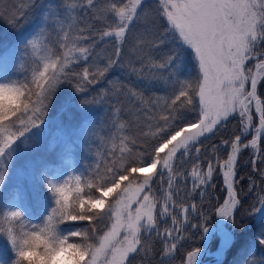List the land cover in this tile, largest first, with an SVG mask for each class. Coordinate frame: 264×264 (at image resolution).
I'll list each match as a JSON object with an SVG mask.
<instances>
[{
    "label": "snow or ice",
    "instance_id": "obj_1",
    "mask_svg": "<svg viewBox=\"0 0 264 264\" xmlns=\"http://www.w3.org/2000/svg\"><path fill=\"white\" fill-rule=\"evenodd\" d=\"M99 0H85L86 6L94 10L95 19L104 22L105 26L97 30L100 41H112L114 52L107 58L103 66H84L82 71L74 72L72 65L81 61H88L92 55L95 40L92 33L84 28L73 30L74 21L71 12L77 7L74 3H66L65 18L62 20L55 9L46 14L56 18L57 26L63 33L61 47L65 50L59 57L43 55L42 70L37 68L32 74L31 84L17 86L12 83L10 87L23 97L21 106L14 112L6 115L0 114V161L8 154L17 139L24 136L32 128L39 127L41 116L44 114L47 101L62 82L75 83V90L82 92L87 84L98 82L100 79L120 63L123 45L134 22L148 23L151 20L163 18L166 23L158 34L153 28L137 38L132 51L141 62V67L132 66V72L142 73L144 68L168 69L172 76H176L179 67L178 52L168 54L165 59L156 64L146 54L152 48H158L165 43L170 35L177 43V47L186 48L193 54L198 66V75L194 80L176 77L172 84L171 95L160 105L159 101L153 104V109L159 107L160 111L155 117L156 127L145 135H150L159 140L153 149L151 159L143 157L138 161H131L125 167L124 163L113 161L111 166L104 169V173L97 172L101 181L92 179L87 183L88 189H95L99 196L89 195L84 199L79 195L83 189L80 187L81 178L75 177L77 193L69 200L71 188L68 181L60 185L50 184L55 196V207L47 217L43 226L38 230L20 231L17 224H22V214L17 211L4 214V223L7 227H0V234L6 236L11 243L16 257L27 254V246L39 240L45 232L57 230L60 224L87 221V231H74L72 237H78L82 242L67 243V238L59 241L61 246L76 250L79 254V264H131L129 257L137 253L142 247V232L151 233L157 228L155 210L156 199L145 193L151 191V173L155 172L157 165L168 170L169 188L172 187L174 177L173 160L176 153L183 148L182 156L191 152L190 145L197 144L199 138L206 133H212L217 126H223L233 114H238L242 125V135H247L248 130L254 127L255 135L244 148L251 147L260 151L258 141L264 136V101L257 96V85L264 79V50L259 45L264 42V0H156L155 6L146 5V0H107L97 6ZM114 17V19H109ZM43 31V29L41 30ZM78 41H92L84 45ZM33 53L41 49V41L34 38L29 42ZM50 50L45 49V52ZM260 57V59H257ZM256 61L253 67H246L248 61ZM148 61V63H145ZM131 63V62H130ZM0 87H9L2 85ZM117 92L121 91L117 87ZM129 98L142 100V94L128 88ZM34 98V99H33ZM194 98H198V116L195 121L175 123L184 119L183 111H196ZM179 102V103H178ZM253 108L259 117V126L253 125ZM22 112L23 115H17ZM10 117H16L21 127L15 133L9 131L15 121L6 124ZM162 122V123H161ZM123 128L124 125H119ZM241 135H236L230 143L231 153L221 165L224 182L227 185L228 200L218 208L220 217L231 219L233 211L239 203L233 190L231 177L234 175V164L237 154L241 151ZM130 141L121 138L119 145L120 160L125 159V154H131L128 147ZM172 145V147H169ZM115 149V144L113 145ZM168 149L167 154L161 153ZM195 152L200 153V147H195ZM118 163V166H117ZM199 165L192 171V176L199 180L201 185L206 183L204 175L198 171ZM147 175L140 181L133 173ZM212 166L209 165L207 177L212 176ZM163 173H161L162 175ZM0 183H3V174H0ZM113 197L111 200L106 198ZM171 194H165L163 208L160 216L169 215V202ZM133 205H136L133 208ZM264 206V197L261 198ZM194 207V206H193ZM183 211L187 213L188 208ZM106 221L101 231L98 225ZM173 219V223H175ZM207 232V228H203ZM166 235L167 232H166ZM92 240L93 242H89ZM264 243V241H262ZM47 245L45 251L37 255L45 258L48 255ZM176 248L172 243L165 254ZM199 250L187 254V264H196ZM14 264H20L16 259Z\"/></svg>",
    "mask_w": 264,
    "mask_h": 264
},
{
    "label": "trees",
    "instance_id": "obj_2",
    "mask_svg": "<svg viewBox=\"0 0 264 264\" xmlns=\"http://www.w3.org/2000/svg\"><path fill=\"white\" fill-rule=\"evenodd\" d=\"M41 1L0 0V49L3 43H7L21 31L27 16ZM57 1L63 10H65L64 5L66 3L77 5L71 12L72 17H74V21H71L74 27L70 36L74 35L77 29L84 28L91 31L95 40L89 60L72 65V70L80 72L84 66L89 65L103 67L107 63V58L112 56L114 52L112 41L105 42L97 38V30L105 26L104 22L95 19L93 9L83 6L85 0ZM105 2L107 0H99L97 6L99 7ZM155 2L156 0H146V5L154 7ZM109 19H114V17H109ZM165 23L166 21L162 17L158 21L151 20L148 23L134 22L126 36L120 63H117L105 77L98 82L87 84L82 92L75 90V83L62 82L57 86L53 95L45 101V111L50 108L47 104L67 106L76 101L86 104L89 103L88 101L99 98H102L99 101L107 102L105 126L110 127L109 129L115 133L114 144L116 147L110 151H101L96 167H86V173L81 179V184L87 195L96 196L98 193L94 188H87L86 185L90 180L96 179L97 182L103 183L110 182L108 180L101 181L96 174L97 172L103 174L104 169L111 166L114 160L124 163L127 167L129 162L138 161L141 157L144 160L151 158V155L145 154H151L159 141L150 135H145L150 131V128L154 130L156 127L155 117L160 108L153 109V104L159 101L162 105L164 100L171 95V82L175 80L177 74L183 73L188 80H194L198 75L196 72L198 66L191 51L186 48L178 49L176 41L170 35L162 46L152 48L150 52L147 49L145 51L150 56L151 61L156 64L161 63L168 54L178 52L179 67L176 69V76H172L168 69L144 68L140 74L132 72V66L141 67L139 57L132 51L137 38L149 28H153L159 34ZM49 35L48 43L52 46L55 56H61L62 51L65 50L61 47L62 38L59 39L54 32H50ZM77 43L87 45L92 41H78ZM259 48L264 50V42L259 45ZM19 80L24 84H31L32 81L23 74ZM117 87L121 88L120 92L116 91ZM128 88L141 93L144 102L141 103L140 100L129 98ZM257 94L264 101V79H261L257 85ZM194 106L196 111H183L184 119L175 123H187L196 120L198 116L196 98H194ZM121 124L124 125L123 128L119 127ZM240 131V118L237 114H233L227 121L223 122V126H217V129L212 133L201 136L196 145H190L192 149L190 154L182 156L184 149L181 148L172 162L174 177L171 189L168 183V170L163 169L159 164L157 165L155 172L151 173V191L145 189V193H141V195L149 194L156 199L157 228L151 233H141L142 247L138 249L137 253L130 255L131 264H183L189 252L203 246V228L209 227L215 221V210L222 201L224 194L219 170L220 164L227 157L230 148V143L226 144L225 141L231 142L236 135L240 134ZM122 137H126L130 141L128 147L132 149V152L125 154V159L121 161L119 159V145ZM258 145L260 151L256 153L254 160H252L254 153L250 151L249 147H242L238 153L235 162V188L239 203L231 221L233 236L226 246L222 260L212 261L208 264H245L247 256L243 258L244 252L253 242L256 247L250 262L255 264L257 259L264 257V244H260L254 237L260 230L258 225L264 221V215L260 216L258 221H253L247 219L244 212L250 192L257 186L264 184V136H261ZM197 146L200 147L199 154L195 152ZM197 165H199L198 171L206 179L204 185H201L199 180L192 176V171ZM209 165L212 166L213 170L210 178L207 177ZM161 173L163 174L161 175ZM132 175L139 180L143 179L141 173H133ZM9 192L11 190L6 189L5 194ZM165 194L172 195V201L169 202L168 207L169 215L160 216ZM184 208H188L189 211L185 213ZM173 219H175V223H173ZM98 227L102 231L103 224L100 223ZM217 242L218 237L214 234L210 239L209 248H214ZM172 243L176 244V248L171 249L170 253L166 255L165 253L168 252L167 250L170 249Z\"/></svg>",
    "mask_w": 264,
    "mask_h": 264
},
{
    "label": "rangeland",
    "instance_id": "obj_3",
    "mask_svg": "<svg viewBox=\"0 0 264 264\" xmlns=\"http://www.w3.org/2000/svg\"><path fill=\"white\" fill-rule=\"evenodd\" d=\"M53 8L63 20L65 10L59 6L57 0H42L27 16L26 23L21 31L9 42L2 44L0 49V84L16 83L17 86L23 85L24 83L19 80L20 74L26 75L32 80L33 72L37 68L42 70L43 61L41 56L52 55L56 57L52 46L48 43L50 36L48 33L53 30L59 39L63 37V33L59 30L55 17L49 16L45 19L46 14ZM42 29L43 31H41ZM34 38H39L41 41V49L36 53H33L29 46V42ZM45 49L50 51L45 52ZM257 59H260V57H257ZM255 63L256 61L250 60L246 67H253ZM196 72L198 74V71ZM176 77L186 79L183 73L177 74ZM257 96L259 97L258 94ZM196 99L198 101V98ZM99 100H102V98L88 101L89 103L86 104L80 101L67 106L47 104L50 108L47 111L44 110L39 127L32 128L12 145L8 154L0 161V174H3L4 177L3 183L0 184V227H7V224L4 223V214L17 210L23 218L22 224L16 225L18 232L38 230V227L43 226L47 217L51 214V210L55 207V196L49 186L50 184L60 185L64 181H68L71 188L69 193L70 202L77 195L75 192V177L79 176L82 179L87 166L96 167L99 163L100 152L110 151L115 142V133L109 129L110 127L105 126L107 102ZM17 115H23V113L18 112ZM13 121L16 123L9 131L15 133L17 128L21 127L16 117H10L9 121L5 123L10 124ZM253 125L255 127L259 126V117L256 115L254 108ZM239 135H241L242 148L255 135L254 127L248 130L247 135H242L241 125ZM169 147H172V145H169ZM249 148L254 153L252 157V160H254L257 151L251 147ZM167 151L168 149H165L160 154L161 157L165 156ZM230 153L231 147L221 165L227 160ZM223 170L224 168L220 167L221 185L224 186ZM141 174L144 178L148 174V170ZM231 180L235 188V166ZM223 186L224 194L218 207L223 203L226 196L225 186ZM80 187L82 188L81 183ZM6 189H10L11 192L5 194ZM235 190L236 199L239 202L237 189L235 188ZM79 195L84 199L89 197L84 191L80 192ZM96 196H99V192ZM262 197H264V184L257 186L248 195L247 206L244 209L247 219L258 221L259 217L264 215V206L261 205ZM112 198L108 197L106 199L111 200ZM135 207L136 205H133V208ZM100 223L104 227L107 222L101 221ZM219 227L220 234L217 236V245L212 249L208 247V250L204 253L198 252L196 260L200 258V264L222 260L224 247L233 235L229 219H226ZM258 228L260 230L254 237L260 244H264L262 243L264 241V221L259 223ZM88 229L87 221L68 222L60 224L57 232L61 238L69 237V242L72 243L82 242L78 237H72L71 234L74 231H87ZM207 230L209 234L211 229L208 228ZM89 242L93 241L90 240ZM255 247L256 244L253 242L245 250L243 255V258L247 256L245 264H253L250 260ZM15 260L16 255L11 243L5 235L0 234V264H11ZM257 260L255 264H264V257Z\"/></svg>",
    "mask_w": 264,
    "mask_h": 264
},
{
    "label": "clouds",
    "instance_id": "obj_4",
    "mask_svg": "<svg viewBox=\"0 0 264 264\" xmlns=\"http://www.w3.org/2000/svg\"><path fill=\"white\" fill-rule=\"evenodd\" d=\"M2 85H9V87H0V114L6 115L21 106L23 97L19 92L12 90L11 84H0ZM65 238L67 243H70L69 237L61 238L57 230L42 233L39 240L27 246V254L16 259L20 260V264H79L80 257L76 250L59 244V241ZM46 245L48 255L41 258L37 253L44 252Z\"/></svg>",
    "mask_w": 264,
    "mask_h": 264
},
{
    "label": "water",
    "instance_id": "obj_5",
    "mask_svg": "<svg viewBox=\"0 0 264 264\" xmlns=\"http://www.w3.org/2000/svg\"><path fill=\"white\" fill-rule=\"evenodd\" d=\"M224 186H225V189H226V191H227V185L224 184ZM216 224H217L216 222L213 223V224L210 226V228H211V230H212L213 232H217V234L219 235V234H220L219 231H216V230L214 229V226H215ZM209 239H210V237L206 239L204 246L199 250L201 253H204V252L207 251V249H208V244H209ZM199 262H200V258H198V259L196 260V264H200ZM184 264H187V260H186V262H185Z\"/></svg>",
    "mask_w": 264,
    "mask_h": 264
},
{
    "label": "bare ground",
    "instance_id": "obj_6",
    "mask_svg": "<svg viewBox=\"0 0 264 264\" xmlns=\"http://www.w3.org/2000/svg\"><path fill=\"white\" fill-rule=\"evenodd\" d=\"M225 170V169H224ZM223 170V171H224ZM231 183H232V185H233V181L231 180ZM233 190H234V192H235V194H236V190H235V188H234V185H233ZM229 199V197H228V192L226 193V196H225V198H224V201L225 200H228ZM224 201H223V203H221L220 205H219V207H221V206H223V204H224ZM218 207V208H219ZM217 212H218V209H217ZM224 222V218L223 217H220L218 214H217V224L215 225V228L218 230L220 227V225H221V223H223ZM223 228V227H222ZM224 230H225V228H224ZM207 233H208V230H207ZM218 252H219V250H218ZM217 252V253H218Z\"/></svg>",
    "mask_w": 264,
    "mask_h": 264
}]
</instances>
